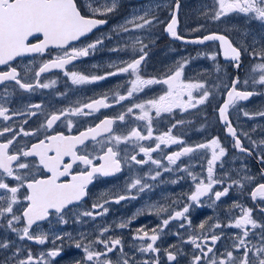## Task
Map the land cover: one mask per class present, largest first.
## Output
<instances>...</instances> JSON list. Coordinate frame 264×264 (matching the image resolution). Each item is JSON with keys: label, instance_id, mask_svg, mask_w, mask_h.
Returning a JSON list of instances; mask_svg holds the SVG:
<instances>
[{"label": "snow or ice", "instance_id": "6c2138e0", "mask_svg": "<svg viewBox=\"0 0 264 264\" xmlns=\"http://www.w3.org/2000/svg\"><path fill=\"white\" fill-rule=\"evenodd\" d=\"M95 0H0V65L7 66L6 71H0V85H5L6 95L0 97V120L4 123L0 126V221H3L8 230L15 233L20 241L28 240L35 244L43 245L48 242L45 233L35 234L32 229L37 222L45 221L50 216L55 215L59 222L67 223L65 219V209L70 205L77 204L88 195V186L94 179L99 177H109L120 173L123 167L129 168L135 165L151 163L163 172L174 171L173 168L162 164L161 160L152 157L153 152H162V145L169 147L179 144L180 150L172 154H165L168 165H177V161L183 156L194 154L201 149L211 150V158L207 160V176L199 179L187 167H177L176 171L187 172L195 182L194 190L187 194L190 203L185 204L181 210L168 213L165 207L156 208V215L168 213L161 217V222L156 227L145 230H136L133 237L140 243L137 250L142 254H151V259L136 261L134 257L124 252L122 241L119 238L105 236L110 231L109 227H104L93 239L88 240L86 234H81L80 240H73L70 233L65 236L74 244L75 248L83 252V257L74 261V264H113L109 258V253L118 251L119 257L116 264H160V253L163 251L168 264H179L178 256L182 255V249L178 245H170L161 249L157 241L166 234L165 229L173 220L187 221L191 227V220L186 215L193 205L203 206L204 197H207L211 204L220 201L222 197L229 194V190L235 185L241 189L252 185L247 193L260 212L264 213V182L256 183L255 176L245 171L239 180L232 179L222 190H213L217 184L224 185L225 179H218L214 175V167L218 160L226 155V150L220 145L218 138L194 145H187L185 141L175 136L172 129L173 124L167 131L153 137V120L160 117L162 113H172L174 109L187 111L197 108L208 102L212 95V88L218 85H208L207 81L192 82L184 78V68L188 63L187 59L178 61L174 68H170L163 77L144 79L140 75L141 63L147 53L144 51L147 44H144L139 36L135 37L130 45L132 52L141 53L137 58L133 55L127 60H121L118 64L109 65L112 71L103 75H84L76 71L65 70L66 66L73 61L87 57L92 50L103 43L102 39L87 44L84 47L71 46L73 41L80 40L81 37L92 32L93 29L107 24L106 19L97 17L107 16L114 12L117 7V0H105L98 6H93ZM179 0H176L175 9L170 14V22L167 23L165 31L176 40H184L185 43L205 44L206 42H218L219 51L223 53L225 59L231 60L235 68L240 67L242 52H247V47L234 46L233 42L225 35L219 33H208L201 37L186 40L180 36L176 29L178 25L177 12L179 10ZM86 8L91 15H85L83 9ZM150 9L143 14H134L126 19L122 24L117 25L113 31L135 32L140 30H150L160 21L150 15ZM233 13L242 14L250 19L258 20L264 24V0H212L211 6L203 12L204 17L210 21H220ZM203 27V26H200ZM200 28L193 31H199ZM111 38V37H109ZM137 45H140L137 48ZM52 49L58 50V54L46 61H42L38 70L34 72V81L28 82L13 66L12 62L18 57L30 54L43 56L48 53L51 56ZM118 51L119 49H112ZM218 52H205L204 58L217 61ZM254 59L259 58V63L252 65L250 75L244 81L237 76L231 84L225 85L226 98L223 100L217 111L219 119L224 123L227 133L232 136L234 147L242 153L252 155V149L245 148L237 130L232 126L228 118V111L234 108L240 101H248L255 95H264V47L259 51L255 48L249 53ZM51 69H60L65 76H68L73 85H82L107 79L110 76L124 75L127 77L126 95L117 92L112 98L119 104L125 100L132 102L126 106V110L116 117L103 119L95 127H89L78 135H66L63 132H52L54 126L62 124L66 126L69 133L74 127L71 117L89 116L100 109L113 107L109 102L110 98L105 93L100 98L92 99L90 102L63 109H56L45 116V120L35 131L27 130L23 124H27L32 117L43 114L42 105L33 103L26 105L22 109L13 110L8 106L9 96L7 95V83L14 82V85L25 92H33L37 88L48 89L56 81L41 82V74ZM217 71L219 67L217 66ZM161 84L165 86L163 94L158 97L138 101L136 96L142 92L146 86ZM239 85V87H238ZM198 93V95H194ZM67 95V93H61ZM186 97V98H185ZM155 113V117L152 113ZM249 119L264 117V110L254 113L243 112ZM15 116H23V124L19 129L7 122ZM130 118L144 122V134L139 126L130 127L126 132H117L113 125L117 121L127 123ZM183 121H177V124ZM44 130L45 135L39 138L38 133ZM243 135L248 136L247 133ZM36 137V142H28L20 145L19 137ZM105 139L99 140L98 137ZM253 148L264 146V140L257 142L248 137ZM155 140L154 146H145L142 141ZM93 141L92 151H89L87 141ZM131 145L133 149L138 148L135 154H129L128 150L121 149L120 145ZM98 146V149H97ZM218 150V151H217ZM95 153V154H94ZM142 153L146 159H137ZM34 158V159H29ZM67 158V159H66ZM99 161V163H97ZM260 162L264 164V151L261 152ZM75 166V170H74ZM162 174L157 170L147 178L157 180ZM264 178V168L261 170ZM70 179H61V178ZM13 181L14 183H10ZM174 183L176 181H173ZM247 182V183H243ZM151 188L142 177H137L126 184V189L122 194L115 195L111 199H103L102 202L94 203L92 210H85L80 213L81 217H91L106 215L109 209L106 204L115 202L119 204L123 200L136 199L138 193ZM24 190L23 193L21 190ZM135 190V192H133ZM261 202L256 204V202ZM175 203V201H173ZM239 209V216L231 214ZM230 220L227 224L216 221L206 229L205 222L198 225L201 236L191 235L186 241L193 246V253L190 264H264V221H257L252 216V208H247L234 202L229 208ZM151 214V213H149ZM123 221L117 227L123 229L132 223V219ZM23 222V223H22ZM21 225V227H17ZM182 222L179 227L185 228ZM235 228L239 232L232 239L230 248L223 252H218L215 245L221 238V234L216 233L217 228ZM259 229V232L255 230ZM179 235V233H176ZM255 237V240L249 237ZM64 236L57 235L55 240H63ZM53 240V244H55ZM88 240L87 243H84ZM96 245L102 246L96 248ZM9 241H0V249H8ZM173 249H175L173 251ZM22 249L17 247L10 257L15 264H51V261L61 255L62 246L53 247L39 255H34L31 249H27L26 255L20 256Z\"/></svg>", "mask_w": 264, "mask_h": 264}, {"label": "flooded vegetation", "instance_id": "af4514ba", "mask_svg": "<svg viewBox=\"0 0 264 264\" xmlns=\"http://www.w3.org/2000/svg\"><path fill=\"white\" fill-rule=\"evenodd\" d=\"M105 0H95L93 6H98L104 3ZM110 3V0H107ZM83 5L84 0H80ZM158 5V11H153V16L160 21L161 25H156L155 29L150 30L152 35L149 38L141 36L138 31L135 32H116L113 29L122 24L126 19H129L132 13L138 10L145 9L146 7H152ZM176 0H117L116 10L107 16H100L97 18L106 19L107 24L101 25L92 30V32L80 38V40L72 42L71 46L84 47L87 44L95 42L97 39H102L103 43L98 45L95 50L90 52L87 57L79 58L66 66L65 70L76 71L78 74L84 75H103L106 72L113 69L109 65L118 64L121 60H127L135 55L137 58L141 53L132 52L130 45L134 42L135 37L139 36L144 44H147V48L144 51L147 53L145 59L141 63L140 75L144 79L163 77L170 68H174L177 62H182L187 59L188 63L184 68V78L191 80L192 82L207 81L208 85H218V87L212 88V95H210L208 102L194 109L187 111H181L180 109H174L172 113H162L160 117L153 120V137L167 131L173 124L176 127L172 129L175 136L185 141L187 145H194L202 142L210 141L212 138H218L220 145L226 150V155L218 160L214 167V175L218 179H225V184H217L215 190H222V187L227 186L232 179L239 180L245 171L250 175L255 176L256 183L264 182V178L261 176V170L264 168V164L260 162L261 152L264 151V146L261 148H253L248 137L252 140L260 142L264 140V117H256L249 119L244 116L243 112L248 110L250 113H254L260 110H264V95H255L248 101H240L234 108H230L228 115L232 123V126L237 130L242 145L245 148L252 149V155L240 152L234 147L233 139L227 135V130L224 123L219 119L218 107L226 98L225 85L231 84L235 77H239L241 81L247 79L250 75V70L253 64L259 63V58L254 59L249 53L256 49L259 51L264 47V24L258 20L250 19L242 14L233 13L227 17L222 18L220 21L207 20L203 12H205L212 4V0H179L178 25L177 33L184 37L186 40H191L196 37H201L208 33H219L227 36L237 47H247V52H242L240 58V67L237 69L233 66L231 60L225 59L223 53L219 51L218 42H208L203 45H196L185 43L176 39H171L167 35L165 29L167 23L170 22V14L175 9ZM85 15H91L86 8L83 9ZM194 14L193 16H191ZM198 23L203 25L199 31H193L195 26L188 25L189 23ZM235 23V32L225 31L221 28H217L218 25ZM210 25H215L211 27ZM210 28V29H209ZM250 32L249 36H245V33ZM156 36V38H154ZM111 37V38H109ZM124 38L126 40H124ZM140 45H137L139 48ZM112 49H119L113 51ZM51 56L45 53L43 56L34 54L32 56H24L17 58L12 64L21 75L28 82L34 81V72L38 70L42 61H46L55 57L58 54V50L52 49ZM218 52L217 61L214 62L210 59L204 58L205 52ZM217 66L219 71H217ZM206 69L208 74L206 73ZM7 66L0 65V71H6ZM41 82L56 81V83L48 88H37L33 92H25L14 85V82L7 83V95L9 96L8 106L13 109H22L26 105L39 103L42 105L43 114L36 117H32L28 120L27 124H23L25 117L15 116L12 120L8 121L13 127L19 129L23 124V127L27 130L35 131L39 125L45 120V116L56 109H63L68 107L77 106V102L80 104L90 102L92 99L100 98L103 94H107L110 98L109 102L113 103V107L107 109H100L98 112L89 116L71 117L74 121V127L71 133L68 132L66 126L58 124L54 126L53 130H50L48 134L52 132H63L66 135H78L79 132L85 131L89 127H95L106 117L113 118L121 114L126 110V106L132 101L125 100L119 104L115 103L112 99L114 95L119 92L126 95V80L124 75L110 76L107 79L100 80L93 83L73 85L68 76L63 74L60 69H51L50 71L41 74ZM239 87V85H238ZM165 86L161 84H154L146 86L144 90L137 94L136 100H148L163 94ZM264 91V89H262ZM61 93H67V95H61ZM5 85H0V97L5 96ZM198 95V93H194ZM186 98V97H185ZM0 102H3L0 100ZM152 115L155 117V113ZM177 121H183V123L177 124ZM3 121L0 120V126L3 125ZM139 126V129L144 131V122L136 121L134 118H130L128 122L121 123L119 121L113 125V128L117 132H126L130 130V127ZM247 133L248 136L243 135ZM45 135L42 129L38 136L43 138ZM0 137V140H3ZM99 140L105 139L104 136L98 137ZM19 144L23 145L28 142H36V137H19ZM89 145V151H92L93 141L86 142ZM145 146H154L155 140H146L140 142ZM162 152H153L152 157L161 160L162 164L172 167L173 172L169 174L171 177L178 179L180 184L175 187L173 192L158 191L147 192L137 194L136 199H127L121 201L119 204L111 202L105 205L109 209L106 215L97 216L95 219L91 217H81L80 213L88 210H92L94 203L102 202L103 199H111L115 195L122 194L126 189V184L131 182L137 177H142L147 183L149 176L146 169L148 167L154 168L156 171H162L157 169L155 165L150 162L144 165L133 164L131 168L127 165L123 167L120 173L109 177H99L94 179L93 183L88 186V195L84 197L77 204L70 205L68 209H65V219L67 223H61L58 221L55 215L50 216L47 220L38 222L33 225L32 231L35 234L45 233L48 236V242L43 245L35 244L32 241L24 240L20 241L17 235L7 229L3 221H0V241H9L10 247L8 249H0V264H15L14 260L10 257L17 247L22 249L20 256L26 255L27 249H31L34 255H39L41 252H46L53 247L62 246L61 255L51 261V264H74V261L83 257V252L80 249L75 248L74 244L69 240L66 233H70L73 240H80L81 234H86L88 240L93 239L99 234V231L104 227H109L110 231L105 233V236H111L119 238L122 241L123 249L131 238L132 227H138L142 219L135 217L132 219V223L126 228H119L117 225L123 221H127L133 216L143 214L142 207L148 203V201H158L162 207L168 209V213L175 210H181L185 204L190 203L187 199V194L194 190L195 182L191 176L184 171H176L179 167H187L194 175L199 179H205L206 181V168L207 160L211 158V150L201 149L194 154L183 156L177 161V165H168L165 158V154H172L173 152L180 150L181 146L171 145L169 147L161 146ZM121 149H127L129 154H135L138 152V148L133 149L131 145H120ZM98 149V146H97ZM218 151V150H217ZM95 154V153H94ZM34 159V158H29ZM67 159V158H66ZM137 159H146L142 153L137 156ZM99 163V161H97ZM75 170V166H74ZM155 173V172H154ZM152 173V174H154ZM164 176H161V178ZM70 179V178H61ZM158 184V178L155 180ZM14 183L13 181H9ZM247 183V182H243ZM252 185L248 184L243 189L233 185L229 190V194L222 197L220 201L214 205L207 197H204L203 206L193 205L190 207L189 213L186 215L191 220V227L188 226L187 221L173 220L165 229V233L169 232L167 236H164L166 245H182V240L186 241L191 235L201 236L202 233L198 228L201 222H205L206 229L216 221H219L222 225L227 224L230 220L229 208L234 202L239 203L247 208H252V216L257 221H264V213L260 212L259 207H256L247 193L251 190ZM23 189L21 192L23 193ZM135 192V190H133ZM175 201V203H173ZM261 202L257 201L256 204ZM168 213H161L158 217V224L161 222V217H165ZM232 216H239V209H236ZM184 223L185 228H180L179 225ZM23 223V222H22ZM63 225L60 226V225ZM51 225H53L51 228ZM149 224V226H153ZM54 226L61 229L63 240H53L50 236L51 229ZM21 227V225H17ZM100 229V230H99ZM216 233L221 234L220 240L215 245V249L218 252H223L226 248H230L233 239L232 237L239 232L235 228H217L214 229ZM259 232V229L255 230ZM179 233V235H176ZM249 239L255 240V237L250 236ZM85 240L84 243H87ZM188 244V243H187ZM191 255L193 253V246L191 244ZM96 248L102 246L96 245ZM191 255L188 258L187 264H190ZM119 257V252L109 253V258L116 264ZM181 264V263H179Z\"/></svg>", "mask_w": 264, "mask_h": 264}, {"label": "rangeland", "instance_id": "374dc122", "mask_svg": "<svg viewBox=\"0 0 264 264\" xmlns=\"http://www.w3.org/2000/svg\"><path fill=\"white\" fill-rule=\"evenodd\" d=\"M151 10L150 11V15L153 14V11H158V5H154V6H150V7H146L145 9H141V10H138L136 11L135 13H132L131 16L129 18H131L134 14H143L144 11L146 10ZM194 14H192L191 16H193ZM194 17V16H193ZM161 25V23H156L154 27H152L150 30L152 29H155L156 25ZM188 25L190 26H195V28H203V27H200V26H203L201 24H198V23H189ZM211 27H215V25H210V28ZM234 27H236V24L235 23H232V24H227L224 23V24H221V25H218L217 28H221L225 31H231V32H235L234 31ZM209 28V29H210ZM150 30H140L138 31V34H141V36H145L146 38H149V36L152 35V32H149ZM251 33L250 32H247L245 33V36H249ZM154 38H156V36H154ZM124 40H126L124 38ZM144 43V41H143ZM206 73L208 74V71L206 69ZM245 111H248V110H245ZM249 112V111H248ZM172 168V167H171ZM146 171L148 172V174H152L154 173L156 170L152 167H148L146 169ZM173 172V171H171ZM170 172H164L163 174H161V176H164L161 178L158 177V184L156 181L154 180H148L147 183L149 185H151V188L147 189L146 191L147 192H153V191H156L157 190V185H158V191H165V192H173V190L175 189V187H177L180 182H177L178 179L175 178V177H171V175L169 174ZM173 181H176L175 183ZM159 207H162L161 204H158V201H148V203L146 205H144L142 207L143 209V214H139L137 216H133V217H137L139 218L140 220L142 219L141 223L138 225V227H132V231L131 232V238L129 240V242L127 243V246L125 247V253H127L129 256L131 257H134L136 261H142L144 259H151V254H142L140 253L138 250H137V247L140 243H142L141 241L139 240H135L133 239V237L136 235V230L137 229H140V228H145V230H150L154 227H156L158 225V216L156 215V211L155 209L156 208H159ZM151 213V214H149ZM155 223V225H153L152 227L149 226V224H153ZM53 225H51V228ZM60 226L63 227V225L61 224ZM100 230V229H99ZM169 234V232H167L166 234L162 235L161 236V239H159L157 241V245L159 247H161V249H165V248H168L169 245H166L165 244V239H164V236H167ZM57 235H62V232H61V229L57 228L56 226H54V229H51L50 231V236H51V239L52 240H55V237ZM181 249H182V255L178 256V261L179 263L181 264H187L188 262V258L189 256L191 255V249H190V245L185 243V244H182V245H178ZM175 249H173L174 251ZM192 256V255H191ZM160 264H168L167 262V259H166V256L164 255L163 251L160 253Z\"/></svg>", "mask_w": 264, "mask_h": 264}, {"label": "water", "instance_id": "95a60500", "mask_svg": "<svg viewBox=\"0 0 264 264\" xmlns=\"http://www.w3.org/2000/svg\"><path fill=\"white\" fill-rule=\"evenodd\" d=\"M177 20H178V15H177ZM166 33H167L168 36H170V34H169L168 32H166ZM170 38H171V39H174V38L171 37V36H170ZM179 41H184V40H179ZM73 42H74V41H73ZM209 42H211V41H209ZM206 43H208V42H206ZM206 43H205V44H206ZM190 44H193V43H190ZM196 45H203V44H196ZM30 55H34V54H30ZM30 55H26V56H30ZM18 58H19V57H18ZM228 112H229V111H228ZM228 118H229V115H228ZM229 120H230V119H229ZM227 135L230 136V137L232 138V136L229 135L228 133H227ZM232 139H233V138H232ZM40 222H42V221H40ZM37 223H38V222H37Z\"/></svg>", "mask_w": 264, "mask_h": 264}]
</instances>
